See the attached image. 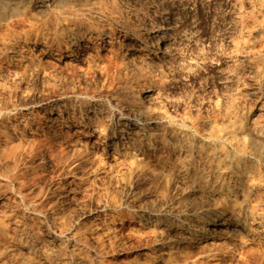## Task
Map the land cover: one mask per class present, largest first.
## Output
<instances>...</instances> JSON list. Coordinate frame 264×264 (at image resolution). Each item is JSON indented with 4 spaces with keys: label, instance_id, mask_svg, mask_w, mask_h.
<instances>
[{
    "label": "rangeland",
    "instance_id": "374dc122",
    "mask_svg": "<svg viewBox=\"0 0 264 264\" xmlns=\"http://www.w3.org/2000/svg\"><path fill=\"white\" fill-rule=\"evenodd\" d=\"M140 1L0 0V14L18 10L0 19V264H264V152L248 147L264 140L221 121L225 109L255 112L240 92L247 70L259 68L264 91V0L180 2L189 38L158 64L139 41L119 56L132 43L128 27L141 23L131 20ZM88 32L110 39L111 50L83 42ZM227 71L229 88L220 81ZM145 80L158 81L159 92L141 107Z\"/></svg>",
    "mask_w": 264,
    "mask_h": 264
},
{
    "label": "bare ground",
    "instance_id": "6f19581e",
    "mask_svg": "<svg viewBox=\"0 0 264 264\" xmlns=\"http://www.w3.org/2000/svg\"><path fill=\"white\" fill-rule=\"evenodd\" d=\"M10 1V0H9ZM17 1H19V0H17ZM30 1V0H29ZM49 1H53V0H49ZM90 1H92V0H90ZM104 1V0H103ZM127 1V0H126ZM138 1V0H137ZM182 1H187V0H159V1H155V0H149V1H140L141 3L139 4V5H137L138 7H134L133 8V10L134 11H132L131 12V15H132V22L134 21H140L141 20V23H137V24H135V25H132V26H127L128 27V30L130 31V36H129V39L130 40H132L131 42L132 43H128V44H125V45H123V48H122V50H121V52H119L120 54H119V56L122 58V59H125V58H127V57H129V54H130V52L128 51L130 48L132 49L133 47H134V43H136V42H138L139 41V43H136V45H143V46H145V47H148V49H151L152 51H151V53L147 56V60L148 61H150V62H152V61H155L157 64H158V62L156 61V60H159V59H161L162 57H164L166 54H167V56H168V53H170L169 51L172 49V48H174L177 44H179V43H181L183 40V42H185V39H188L189 38V35H187V32L188 31H186L185 30V26L183 25V22L181 23V21L179 22V20H178V18H180L179 17V14H178V11H177V6H178V4H180V2H182ZM191 1V0H190ZM232 1H237V0H232ZM259 1V0H258ZM7 2V1H6ZM40 2V1H39ZM229 2H230V0H229ZM254 2L255 1H253V4H254ZM264 2V1H263ZM262 2V3H263ZM47 3V2H46ZM127 3V2H126ZM189 3V2H188ZM231 3V2H230ZM255 3H257V2H255ZM259 3H260V1H259ZM13 4V3H12ZM11 4V5H12ZM48 4V3H47ZM88 4V3H87ZM93 4V3H92ZM91 4V5H92ZM104 4H105V6H107V5H110L109 4V2H108V0H105V2H104ZM116 4V3H115ZM130 4V3H129ZM232 4V3H231ZM237 4V3H236ZM55 5V4H54ZM57 5V4H56ZM63 5V4H62ZM131 5V4H130ZM136 5V4H135ZM181 5V4H180ZM9 6V5H8ZM13 6V5H12ZM11 6V7H12ZM16 6V5H15ZM15 6H13V7H15ZM18 6H19V4H18ZM26 6V5H25ZM52 6V5H51ZM63 6H65V5H63ZM247 6V5H246ZM10 7V6H9ZM30 7V6H29ZM28 7V8H29ZM49 7V6H48ZM96 7V6H95ZM181 7V6H180ZM185 7V6H184ZM248 7H250L249 5H248ZM260 7V6H259ZM264 7V6H263ZM23 8V7H22ZM25 8V7H24ZM122 8V7H121ZM126 8V7H125ZM233 8V7H232ZM10 9V8H9ZM19 9H20V7H19ZM56 9H57V7H56ZM180 9V8H179ZM178 9V10H179ZM234 9H236V8H234ZM233 9V10H234ZM240 9V8H239ZM8 10V9H7ZM59 10V9H58ZM71 11H72V9H70ZM136 10V11H135ZM138 10V11H137ZM148 10H150L151 12H152V14H148L147 13V11ZM15 11L17 12L18 10H17V8L15 9V8H12V9H10V10H8V11H4L3 13H1L0 14V19H4V18H6L7 16H12V14L13 13H15ZM63 11V10H62ZM110 11V10H109ZM113 11H114V9H113ZM128 11V10H127ZM237 11V10H236ZM258 11V10H257ZM20 12V11H19ZM22 12V11H21ZM60 12H61V10H60ZM64 12V11H63ZM66 12H68L67 10H66ZM116 12V11H115ZM129 12V11H128ZM23 13H24V11H23ZM70 13V12H69ZM83 13V12H82ZM117 13V12H116ZM247 13H248V11H247ZM77 14H79V13H77ZM85 14V13H84ZM88 14V13H87ZM143 14H147L148 16H149V18H148V20H142V18L144 17V15ZM180 14H182V13H180ZM16 15V14H15ZM60 15H61V13H60ZM256 15H258V14H256ZM53 16V15H52ZM183 16V15H182ZM241 16V15H240ZM260 16H263V15H260ZM79 17V16H78ZM86 17V16H85ZM124 17V16H123ZM233 17V16H232ZM238 17H239V14H238ZM238 17H237V19H238ZM251 17H253L252 15H251ZM250 17V18H251ZM254 17H256V16H254ZM125 18V17H124ZM249 18V19H250ZM259 18V17H258ZM84 19V18H83ZM103 19V18H102ZM187 19V18H186ZM191 19V18H190ZM183 20H185V19H183ZM251 20V19H250ZM260 20V19H259ZM263 20V19H262ZM119 21H121V20H119ZM128 21H129V19H128ZM8 22V21H7ZM50 23H51V21H49ZM95 22V21H94ZM105 22H107V21H105ZM112 22V21H111ZM126 22V21H125ZM187 22V21H186ZM246 22V21H245ZM257 22V21H256ZM256 22H254V23H256ZM96 23V22H95ZM98 23V22H97ZM114 23V22H113ZM129 23H130V21H129ZM257 23H259V22H257ZM8 24V23H7ZM57 24V23H56ZM91 24H93V23H91ZM99 24V23H98ZM117 24V23H116ZM119 24V23H118ZM187 24V23H186ZM252 24V23H251ZM53 25H55V24H53ZM69 25V24H68ZM94 25V24H93ZM124 25V24H123ZM249 25V24H248ZM9 26V25H8ZM107 26V25H106ZM250 26V25H249ZM51 27H53V26H51ZM57 27V26H56ZM110 27V26H109ZM108 27V28H109ZM120 27V26H119ZM193 27V26H192ZM248 28V27H247ZM250 28H251V26H250ZM256 28V27H255ZM82 29V28H81ZM190 29H192V28H190ZM12 30V29H11ZM61 30V29H60ZM92 30V29H91ZM252 30V29H251ZM73 31V30H72ZM263 31V30H262ZM37 32V31H36ZM68 32V31H67ZM117 32V31H116ZM123 32H126V30H124ZM248 32V31H247ZM53 33V32H52ZM60 33V32H59ZM83 33V32H82ZM192 33V32H191ZM254 33V32H253ZM67 34V33H66ZM111 34V33H110ZM242 34V33H241ZM42 35V34H41ZM44 35V34H43ZM51 35V34H50ZM62 35V34H61ZM70 35V34H69ZM105 35H109V34H105ZM257 35V34H256ZM26 36V35H25ZM57 36V35H56ZM110 36V35H109ZM193 36V35H192ZM15 37V36H14ZM24 36H22V38H23ZM42 37H44V36H42ZM63 37H65V36H63ZM85 37H86V35H85ZM238 37V36H237ZM19 38H21V36L19 37ZM30 38H32V37H30ZM45 38V37H44ZM43 38V39H44ZM62 38V37H61ZM116 38V37H115ZM25 39V38H24ZM33 39V38H32ZM112 39V38H111ZM192 39V38H191ZM18 41H19V39H17ZM23 40V39H22ZM71 40V39H70ZM73 40V39H72ZM114 40V39H113ZM13 41V40H12ZM17 41V42H18ZM34 41V40H33ZM32 41V42H33ZM43 41V40H42ZM68 41V40H67ZM115 41V40H114ZM24 42V41H23ZM44 42V41H43ZM42 42V43H43ZM83 42H90L91 44H96V45H99V44H103V45H105V44H108V46L110 47L111 45H110V42H111V40L110 39H104V37H101L100 35H99V33H97V32H88V35H87V38L85 39V40H83ZM113 42V41H112ZM183 42H182V44H183ZM45 43V42H44ZM80 43V41H76V42H74V44L75 45H77L78 46V44ZM114 43V42H113ZM194 43V42H193ZM3 44V43H2ZM12 44V43H11ZM17 44V43H16ZM235 44V43H234ZM261 44V43H260ZM5 45V44H4ZM23 45V44H22ZM26 45H28V44H26ZM46 45V44H45ZM180 45V44H179ZM185 45H186V43H185ZM189 45V44H188ZM249 45V44H248ZM11 46V45H10ZM47 46V45H46ZM51 46V45H50ZM69 46V45H68ZM178 46V45H177ZM182 46V45H181ZM260 46V45H259ZM5 47H7L6 45H5ZM25 47V46H24ZM24 47H22V48H24ZM27 48H28V46H26ZM25 47V48H26ZM29 47H31L30 45H29ZM45 47V46H44ZM103 47V50L104 49H106V47L104 48V46H102ZM108 47V48H109ZM113 47H115V46H113ZM179 47V46H178ZM184 47V46H183ZM235 47V46H234ZM248 47V46H247ZM257 47V46H256ZM15 48H17V47H15ZM19 48H21V46L19 45ZM50 48V47H49ZM141 48V47H140ZM153 48V49H152ZM185 48V47H184ZM253 48V47H252ZM0 49H2V48H0ZM6 49V48H5ZM10 49H11V47H10ZM29 49V48H28ZM31 49V48H30ZM29 49V50H30ZM41 49V48H40ZM39 49V50H40ZM70 49V48H69ZM95 49H96V47H95ZM146 49V48H145ZM179 50H180V48H178ZM9 50V49H8ZM24 50V49H23ZM32 50V49H31ZM83 50V49H82ZM109 50H111V47L109 48ZM143 50V49H142ZM174 50H177V49H174ZM234 50V49H233ZM10 51V50H9ZM28 51V50H27ZM108 51V50H107ZM147 51V50H146ZM237 51V50H236ZM239 51V50H238ZM257 51V50H256ZM23 52V51H22ZM37 52V51H36ZM77 52V51H76ZM81 52V51H80ZM89 52V51H88ZM97 52V51H96ZM104 52V51H103ZM173 52V51H172ZM171 52V53H172ZM252 52V51H251ZM9 53V52H8ZM7 53V54H8ZM12 53V52H11ZM28 53V52H27ZM30 53H32V52H30ZM105 53H106V51H105ZM105 53H103V55L105 54ZM108 53V52H107ZM140 53V52H139ZM138 53V54H139ZM29 54V53H28ZM27 54V55H28ZM41 54V53H40ZM87 54V53H86ZM89 54V53H88ZM102 54V53H101ZM111 54V53H110ZM136 54V53H135ZM173 54H174V52H173ZM235 54H237V53H235ZM245 54V53H244ZM0 55H1V53H0ZM8 55H10V54H8ZM36 55V54H35ZM90 56H91V54H89ZM94 55V54H93ZM107 55V54H106ZM106 55H104L105 57H106ZM118 55V54H117ZM170 55V54H169ZM240 55V54H239ZM254 55V54H253ZM20 56V55H19ZM24 56V55H23ZM37 56V55H36ZM40 56V55H39ZM38 56V58L37 59H40V57ZM49 56V55H48ZM56 56V55H55ZM58 56V55H57ZM83 56V55H82ZM102 56V55H101ZM137 56H139V55H137ZM255 56V55H254ZM13 57V56H12ZM21 57V56H20ZM27 57V56H26ZM25 57V58H26ZM28 57H29V55H28ZM31 57V56H30ZM62 57V56H61ZM74 57V56H73ZM79 57H80V55H79ZM78 57V58H79ZM83 57H86V56H83ZM82 57V58H83ZM18 58V57H17ZM58 58H59V56H58ZM58 58H57V60H58ZM108 58V57H107ZM114 58V57H113ZM135 58V57H134ZM139 58H142V57H139ZM166 58V57H165ZM27 59V58H26ZM28 59H31V58H28ZM48 59L49 58H47V61H48ZM96 59V58H95ZM95 59H93V60H95ZM103 59V58H102ZM131 59V58H130ZM17 60H19V59H17ZM22 60V59H21ZM25 60V59H24ZM67 60V59H66ZM83 60V59H82ZM88 60V59H87ZM86 60V61H87ZM136 60V59H135ZM139 60H141V59H139ZM146 60V59H145ZM163 60V59H162ZM161 60V61H162ZM51 61H52V59H51ZM65 61V60H64ZM64 61H62V62H64ZM105 61V60H104ZM104 61H102V62H104ZM108 61V59H106V62ZM8 62V61H7ZM17 62V61H16ZM19 62V61H18ZM17 62V63H18ZM66 62V61H65ZM67 62H70V61H67ZM89 62V61H88ZM90 62H92V61H90ZM89 62V63H90ZM94 62V61H93ZM92 62V63H93ZM111 62V61H110ZM113 62V61H112ZM116 62V61H115ZM127 62V61H126ZM139 62V61H138ZM137 62V63H138ZM141 62V61H140ZM139 62V63H140ZM14 63V62H13ZM20 63V62H19ZM72 62H70V64H71ZM98 63V62H97ZM101 63V62H100ZM129 63V62H128ZM142 63V62H141ZM144 63H145V61H144ZM147 63H149V62H147ZM153 63V62H152ZM161 63V62H160ZM30 64V63H29ZM75 64V63H74ZM111 64V63H110ZM110 64H108V65H110ZM113 64H114V62H113ZM155 64V63H154ZM17 65H20V64H17ZM76 66H77V64H75ZM80 65V64H79ZM86 65V64H85ZM85 65H82V66H85ZM100 65V64H99ZM104 65V64H103ZM126 65V64H125ZM130 65V64H129ZM150 65V64H149ZM244 65V64H243ZM242 65V66H243ZM67 66H68V64H67ZM81 66V65H80ZM79 66V67H80ZM93 66V65H92ZM144 66V65H143ZM159 66V65H158ZM160 66H162V65H160ZM69 67V66H68ZM67 67V68H68ZM88 66H86V70L88 69L87 68ZM97 67V66H96ZM100 67H104V66H100ZM113 67V66H112ZM128 67V66H127ZM133 67V66H132ZM70 68H72V66L70 67ZM73 68H75V67H73ZM72 68V69H73ZM94 68V67H93ZM107 68V67H106ZM121 68V67H120ZM124 68V67H123ZM136 68V67H135ZM157 68V67H156ZM155 68V66H154V69H156ZM242 68V67H241ZM17 69V68H16ZM76 69H78V67L76 68ZM143 69V68H142ZM149 69V68H148ZM151 69V68H150ZM160 69V68H159ZM159 69H157V70H159ZM224 69H225V67H224ZM228 69H230V68H228ZM235 69V68H234ZM244 69V68H243ZM83 70V69H82ZM88 70H90V68L88 69ZM98 70H99V68H98ZM113 70V69H112ZM128 70V69H127ZM127 70H126V72H127ZM147 70V69H146ZM152 70V69H151ZM78 71H80V68L78 69ZM123 71V70H122ZM153 71V70H152ZM151 71V72H152ZM226 71V70H225ZM230 71H231V69H230ZM259 68H250L249 70H247V72H245V75L243 74V76H245V79L242 81V83H241V86H240V92H241V94L243 95V96H245V98H246V104H247V106H249V107H251V109H253V111H254V108H256V110H255V112H253L252 113V111L250 112V113H248V114H244V111L243 110H240V109H233V108H229V109H225L224 110V113H223V115H222V119H221V121L222 122H225V123H228V124H232L233 126H236V127H240V128H246V130L247 131H249V133H255L257 136H259L261 139H260V141L261 140H264V91H262V90H260L259 89V87H258V81L260 80V74H259ZM83 72V71H82ZM116 72V71H115ZM118 72V71H117ZM158 72V71H157ZM121 73H123V72H121ZM154 73H156V71L154 72ZM153 73V74H154ZM145 73L143 72V75H144ZM111 75V74H110ZM113 75H114V73H113ZM117 75V74H116ZM125 75V74H124ZM137 75V74H136ZM155 75V74H154ZM157 75V74H156ZM218 75V74H217ZM222 75V77H220L221 79H220V81H221V84H222V86L223 87H228L229 88V84H230V82L232 81V74L230 73V72H223V74H221ZM238 75H240V74H238ZM105 76H107V75H105ZM121 76V75H120ZM123 76V75H122ZM128 76H129V74H128ZM132 76H133V74H132ZM147 76H148V74H147ZM146 76V77H147ZM159 76V75H158ZM113 77V76H112ZM130 77H131V75H130ZM130 77H128V79L127 80H129V78ZM142 77V76H141ZM144 77V76H143ZM121 78V77H120ZM135 78V77H134ZM148 78H150V75H149V77ZM147 78V79H148ZM160 78H161V76H160ZM104 79V78H103ZM106 79V78H105ZM108 79V78H107ZM112 79V78H111ZM114 79H115V77H114ZM118 79V78H117ZM138 79V78H137ZM113 80V79H112ZM126 80V79H125ZM142 80V79H141ZM156 80V79H155ZM162 80V79H161ZM120 81H121V79H120ZM123 81V80H122ZM130 81H132V80H130ZM134 81V80H133ZM163 81V80H162ZM200 81V80H199ZM203 81V80H202ZM237 81V80H236ZM107 82V81H106ZM111 82V81H110ZM117 82V81H116ZM119 82V81H118ZM129 82V81H128ZM158 81H156V82H151V81H149V80H145V81H143L142 83L141 82H139V83H141L140 84V86H139V94H142V98H143V101H141L142 103H141V107H148V106H150L151 104H152V102H154L153 100L155 99V97L156 96H158L157 94H158V92H159V90H157V88L159 87V84L157 83ZM239 82V81H238ZM200 83V82H199ZM117 84V83H116ZM120 84V83H119ZM122 84V83H121ZM133 84H134V82H133ZM164 84V83H163ZM220 84V83H219ZM238 84V83H237ZM231 85V84H230ZM238 85H240V82H239V84ZM124 86V85H123ZM236 86V85H235ZM115 87V86H114ZM128 87V86H127ZM220 87V86H219ZM231 87V86H230ZM116 88V87H115ZM121 88V87H120ZM188 88V87H187ZM128 89V88H127ZM126 89V90H127ZM137 89V88H136ZM160 89V88H159ZM162 89V88H161ZM125 90V89H124ZM149 90V94H147L146 95V92ZM184 90V89H183ZM222 90H224V89H222ZM229 90H231V89H229ZM120 91V90H119ZM164 91V90H163ZM121 92V91H120ZM135 92V91H134ZM224 92V91H223ZM128 93V92H127ZM119 94V93H118ZM121 94V93H120ZM223 94V93H222ZM109 95V94H108ZM107 95V96H108ZM136 95V94H135ZM92 96V95H91ZM97 96V95H96ZM130 96H132V95H130ZM129 96V97H130ZM134 97V96H133ZM132 97V98H133ZM229 97V96H228ZM99 98V97H98ZM108 98V97H107ZM157 98V97H156ZM227 98V97H226ZM239 98V97H238ZM50 99V98H49ZM93 99V98H92ZM100 99V98H99ZM113 99V98H112ZM125 99V98H124ZM114 100V99H113ZM116 100V99H115ZM109 101H110V99H109ZM175 101V100H174ZM181 101V100H180ZM98 102V101H97ZM107 102H108V99H107ZM156 102V101H155ZM91 103V102H90ZM93 103V102H92ZM181 103V102H180ZM45 104V103H44ZM108 104H110V103H108ZM153 104H156V103H153ZM220 104H222V103H220ZM224 104H226V103H224ZM65 105V104H64ZM88 105V104H87ZM176 105V104H175ZM180 105V104H179ZM49 106V105H48ZM53 106V105H52ZM91 106V105H90ZM78 107V106H77ZM85 107V106H84ZM122 107V106H121ZM133 107V106H132ZM225 107V106H224ZM244 107V106H243ZM248 107V108H249ZM64 108V107H63ZM109 108V107H108ZM111 108V107H110ZM125 108V107H124ZM123 108V109H124ZM183 108H185V107H183ZM221 108H223V107H221ZM28 109V108H27ZM82 109H84V108H82ZM141 109V108H140ZM157 109V108H156ZM242 109V108H241ZM30 110V109H29ZM63 110V109H62ZM68 110V109H67ZM66 110V111H67ZM70 110V109H69ZM97 110V109H96ZM117 110V109H116ZM133 110V109H132ZM134 110H135V108H134ZM34 111V110H33ZM87 111V110H86ZM41 112V111H40ZM98 112V111H97ZM121 112V111H120ZM173 112V111H172ZM176 112H177V110H176ZM181 112V111H180ZM185 112V111H184ZM193 112V111H192ZM60 113H61V111H60ZM80 113V112H79ZM146 113V112H145ZM36 114H38V113H36ZM59 114V113H58ZM66 114V113H65ZM150 114H152V113H150ZM176 114V113H175ZM41 115V114H40ZM53 115V114H52ZM57 115V114H56ZM80 115V114H79ZM113 115V114H112ZM182 116H183V114H181ZM180 115V116H181ZM185 115V114H184ZM24 116V115H23ZM31 116V115H30ZM39 116V115H38ZM117 116V115H116ZM115 116V117H116ZM125 116V115H124ZM136 116V115H135ZM152 116V115H151ZM119 117V116H118ZM176 117V116H175ZM178 117V116H177ZM185 117V116H184ZM40 118V117H39ZM42 118H44L45 119V122L46 121H50L51 120V117L49 118V117H45V115L42 117ZM54 118V117H53ZM84 118H86V117H84ZM205 118V117H204ZM21 119V118H20ZM26 119V118H25ZM30 119H32V118H30ZM57 119V118H56ZM55 119V120H56ZM69 119V118H68ZM158 119V118H157ZM207 119V118H206ZM217 119V118H216ZM121 120V119H120ZM138 120V119H137ZM149 120V119H148ZM159 120V119H158ZM173 120H176V119H173ZM178 120V119H177ZM185 120V119H184ZM215 120V119H214ZM213 120V121H214ZM219 120V119H218ZM107 121V120H106ZM118 121V120H117ZM139 121V120H138ZM137 121V122H138ZM30 122V121H29ZM40 122V121H39ZM58 122V121H57ZM120 122V121H119ZM177 122V121H176ZM70 123V122H69ZM83 123V122H82ZM96 123V122H95ZM29 124V123H28ZM32 124V123H31ZM53 125H54V123H52ZM94 124V123H93ZM104 124V123H103ZM117 124V123H116ZM58 125V124H57ZM75 125V124H74ZM123 125V124H122ZM143 125V124H142ZM200 125V124H199ZM55 126V125H54ZM84 126H86V124L84 125ZM104 126V125H103ZM102 126V127H103ZM184 126V125H183ZM31 127V126H30ZM42 127V126H41ZM48 127H49V125H48ZM59 127V126H58ZM81 127V126H80ZM123 127V126H122ZM204 127V126H203ZM207 127V126H206ZM206 127H204L205 129H206ZM212 127V126H211ZM32 128V127H31ZM60 128V127H59ZM126 128V127H125ZM58 129V128H57ZM77 129V128H76ZM127 129V128H126ZM135 129V128H134ZM109 130H111V129H109ZM113 130V129H112ZM125 130V129H124ZM36 131H38L39 132V130H36ZM62 131V130H61ZM130 131V130H129ZM160 131V130H159ZM194 131V130H193ZM47 132V131H46ZM45 132V133H46ZM49 132V131H48ZM69 132H71V131H69ZM76 132V131H75ZM110 132V131H109ZM169 132V131H168ZM207 132V131H206ZM51 133V132H50ZM49 133V134H50ZM82 133V132H81ZM135 133V132H134ZM149 133V132H148ZM202 133V132H201ZM33 134V133H32ZM59 134V133H58ZM146 134V133H145ZM189 134V133H188ZM9 135V134H8ZM47 135V134H46ZM67 135V134H66ZM71 135V134H70ZM74 135V134H73ZM75 135H76V133H75ZM128 135V134H127ZM127 135H126V137H127ZM149 135V134H148ZM147 135V136H148ZM208 135V134H207ZM243 135V134H242ZM36 136V135H35ZM129 136V135H128ZM146 136V137H147ZM159 136V135H158ZM166 136V135H165ZM244 136V135H243ZM2 138H3V136H1ZM12 137V136H11ZM43 137V136H42ZM49 137V136H48ZM54 137H55V135H54ZM74 137V136H73ZM76 137V136H75ZM78 137H80V136H78ZM196 138V137H195ZM208 138V137H207ZM215 138V137H214ZM55 139H58V138H55ZM87 139V138H86ZM112 139V138H111ZM115 139V138H114ZM120 139V138H119ZM123 139V138H122ZM177 139V138H176ZM206 139V138H205ZM216 139V138H215ZM247 139H248V137H247ZM258 139V138H257ZM9 140V139H8ZM15 140V139H14ZM33 140H34V138H33ZM42 140H44V139H42ZM50 140V139H49ZM54 140V139H53ZM65 140V139H64ZM73 140V139H72ZM221 140V139H220ZM10 141H12V140H10ZM83 141V140H82ZM133 141V140H132ZM41 142H43V141H41ZM54 142V141H53ZM58 142V141H57ZM62 142V141H61ZM215 142H217V140L215 141ZM241 142V144L244 146L245 145V143L243 142V141H240ZM1 143V142H0ZM8 143V142H7ZM29 143V142H28ZM32 143V142H31ZM44 144V143H43ZM125 144V143H124ZM123 144V145H124ZM215 144H217V143H215ZM3 145V144H2ZM26 145V144H25ZM46 145V144H45ZM47 145H48V143H47ZM67 145V144H66ZM151 145V144H150ZM227 145V144H226ZM6 146H7V144H6ZM52 146V145H51ZM64 146V145H63ZM112 146V145H111ZM231 146V145H230ZM15 147V146H14ZM13 147V148H14ZM24 147V146H23ZM48 147H49V145H48ZM56 147V146H55ZM228 147V146H227ZM248 147L249 148H251L254 152H256L257 154H260V155H262L263 154V152H264V147H263V144L261 143V142H258V141H254L253 142V140L252 141H250L249 143H248ZM0 148H2V146L0 147ZM25 148V147H24ZM32 148V147H31ZM37 148V147H36ZM35 147H34V149H36ZM41 148H42V146H41ZM43 148H44V146H43ZM50 148V147H49ZM52 148V147H51ZM102 148H104V147H102ZM133 148V147H132ZM165 148V147H164ZM168 148V147H167ZM175 148V147H174ZM183 148V147H182ZM225 148V147H224ZM4 149V148H3ZM19 149V148H18ZM27 149H28V147H27ZM58 149V148H57ZM154 149V148H153ZM170 149V148H169ZM7 150V149H6ZM23 150V149H22ZM25 150H26V148H25ZM24 150V151H25ZM15 151H17V150H15ZM14 151V152H15ZM20 151H21V149H20ZM19 151V152H20ZM31 151V150H30ZM45 151V150H44ZM192 151V150H191ZM8 152V151H7ZM6 152V153H7ZM42 152V151H41ZM59 152V151H58ZM57 152V153H58ZM122 152V151H121ZM130 152V151H129ZM178 152V151H177ZM2 153V152H1ZM4 153V152H3ZM34 153V152H33ZM35 153H38V152H35ZM135 153H137V152H135ZM253 153V152H252ZM12 154V153H11ZM10 154V155H11ZM43 154V153H42ZM15 155V154H14ZM21 155L23 156V154H22V152H21ZM218 155V154H217ZM264 155V154H263ZM18 156V155H17ZM44 156V155H43ZM52 156V155H51ZM59 156V155H58ZM64 156V155H63ZM118 156V155H117ZM139 156V155H138ZM16 157V156H15ZM115 157V156H114ZM197 157V156H196ZM201 157H203V156H201ZM248 157V156H247ZM42 159H43V157H41ZM47 158V157H46ZM127 158V157H126ZM130 158V157H129ZM135 158V157H134ZM137 158V157H136ZM205 158V157H204ZM252 158V157H251ZM22 159H23V157H22ZM49 159V158H48ZM54 159V158H53ZM233 159V158H232ZM253 159V158H252ZM16 160V159H15ZM24 160V159H23ZM134 160V159H133ZM28 161V160H27ZM31 161V160H30ZM44 161V160H43ZM135 161V160H134ZM138 162V161H137ZM262 162V161H261ZM45 163H46V161H45ZM44 163V164H45ZM201 163V162H200ZM43 164V165H44ZM205 164V163H204ZM264 164V163H263ZM38 166V165H37ZM31 167V166H30ZM34 167V166H33ZM44 167V166H43ZM221 168V167H220ZM223 169H225V168H223ZM165 170V169H164ZM163 170V171H164ZM36 171V170H35ZM216 171V170H215ZM228 172V171H227ZM180 173V172H179ZM224 175V174H223ZM257 175V174H256ZM167 176V175H166ZM176 176H178V175H176ZM181 177V176H180ZM179 177V178H180ZM170 178V177H169ZM176 178H178V177H176ZM178 178V179H179ZM196 178V177H195ZM252 178V177H251ZM250 178V179H251ZM32 179V178H31ZM34 179V178H33ZM254 179V178H253ZM196 180V179H195ZM229 180V179H228ZM256 180V179H255ZM254 181V180H253ZM26 182V181H25ZM37 182V181H36ZM188 182V181H187ZM251 182V181H250ZM31 183V182H30ZM185 183V182H184ZM190 183V182H189ZM224 183V182H223ZM23 184V183H22ZM187 185H189V184H187ZM205 185V184H204ZM218 185V184H217ZM226 186V185H225ZM239 187V186H238ZM252 188V187H251ZM231 189V188H230ZM240 189V188H239ZM192 190V189H191ZM206 190V189H205ZM187 191V190H186ZM215 191V190H214ZM240 191V190H239ZM113 192V191H112ZM200 192V191H199ZM198 192V193H199ZM228 192V191H227ZM190 193V192H189ZM203 194V193H202ZM250 194V193H249ZM209 195V194H208ZM42 196V195H41ZM115 196V195H114ZM193 196V195H192ZM213 196V195H212ZM46 197V196H45ZM44 197V198H45ZM116 197H117V195H116ZM264 197V196H263ZM112 198H113V196H112ZM238 198V197H237ZM40 199H42V198H40ZM38 200V199H37ZM119 200V199H118ZM217 200V199H216ZM261 200H262V198H261ZM43 201V200H42ZM120 201V200H119ZM259 201V200H258ZM32 202V201H31ZM220 202V201H219ZM229 202V201H228ZM246 202V201H245ZM38 204H39V202H37ZM125 203V202H124ZM224 203V202H223ZM32 204V203H31ZM120 204V203H119ZM247 204V203H246ZM40 205V204H39ZM111 205V204H110ZM113 205V204H112ZM114 205H116V204H114ZM125 206V205H124ZM34 207H35V204H34ZM37 207V206H36ZM113 207V206H112ZM127 208V207H126ZM129 208V207H128ZM116 209V208H115ZM240 209H242V208H240ZM258 209V208H257ZM261 209V208H260ZM233 210V209H232ZM38 211V210H37ZM42 211V210H41ZM247 211V210H246ZM120 212V211H119ZM224 212V211H223ZM38 213V212H37ZM36 213V214H37ZM46 213V212H45ZM182 213H184L183 211H182ZM44 214V213H43ZM47 214H49V213H47ZM206 214V213H205ZM34 215H35V213H34ZM257 215V214H256ZM69 216V215H68ZM111 216V215H110ZM131 216V215H130ZM226 216H227V214H226ZM33 217V216H32ZM132 217V216H131ZM135 217V216H134ZM209 217V216H208ZM30 218V217H29ZM39 218V217H38ZM45 218V217H44ZM47 218V217H46ZM109 218V217H108ZM229 218V217H228ZM248 218H250V217H248ZM20 219V218H19ZM128 219V218H127ZM186 219V218H185ZM188 219V218H187ZM247 219V218H246ZM251 219H253V218H251ZM259 219V218H258ZM261 219H263V218H261ZM17 220V219H16ZM15 220V221H16ZM29 220V219H28ZM122 220V219H121ZM131 220V219H130ZM201 220V219H200ZM221 220V219H220ZM215 221V222H213L212 223V227L214 226V225H221L224 221ZM247 220H249V219H247ZM44 221V220H43ZM62 221V220H61ZM71 221H73V220H71ZM257 221V220H256ZM48 222V221H47ZM152 222V221H151ZM184 222V221H183ZM17 223V222H16ZM29 223V222H28ZM43 223V222H42ZM41 223V224H42ZM48 223H50V222H48ZM199 223V222H198ZM248 223V222H247ZM247 223H244V226L246 227V228H249V225L247 224ZM2 224V223H1ZM68 224V223H67ZM129 224V223H128ZM208 224V223H207ZM240 224V223H239ZM254 224V223H253ZM4 225V224H3ZM48 225V224H47ZM132 225V224H131ZM140 225V224H139ZM172 225V224H171ZM206 225V224H205ZM227 225V224H226ZM262 225V224H261ZM22 226V225H21ZM66 226V225H65ZM69 226H70V223H69ZM72 226V225H71ZM150 226V225H149ZM161 226V225H160ZM199 226V225H198ZM257 226V225H256ZM260 226V225H259ZM4 227H5V225H4ZM31 227V226H30ZM33 227V226H32ZM42 227V226H41ZM47 227H49V226H47ZM129 227V226H128ZM158 227H159V225H158ZM190 227H191V225H190ZM211 227V228H212ZM241 227V226H240ZM251 227V226H250ZM132 228V227H131ZM142 228V227H141ZM154 228V227H153ZM162 228V227H161ZM209 228V227H208ZM38 229H39V227H38ZM84 229V228H83ZM138 229V228H137ZM136 229V230H137ZM140 229V228H139ZM200 229V228H199ZM223 229V228H222ZM257 229V228H256ZM20 230L21 231H23V232H25V230L27 231V229L24 227V226H22L21 228H20ZM51 231H52V229H50ZM49 230V231H50ZM129 230H130V228H129ZM143 230V229H142ZM147 230V228L145 229V231ZM149 230V229H148ZM176 230V229H175ZM209 230V229H208ZM18 231V230H17ZM44 231V230H43ZM65 231V230H64ZM63 231V232H64ZM117 232H118V230H116ZM138 231V230H137ZM182 231V230H181ZM220 231V230H219ZM219 231H218V233H219ZM1 232V231H0ZM11 232V231H10ZM31 232V231H30ZM55 232V231H54ZM85 232V231H84ZM130 232V231H129ZM143 232V231H142ZM147 232V231H146ZM150 232V231H149ZM167 232V231H166ZM180 232V231H179ZM188 232V231H187ZM186 232V233H187ZM243 232V231H242ZM83 233V232H82ZM170 233V232H169ZM178 233V232H177ZM247 233V232H246ZM41 234V233H40ZM52 234V233H51ZM64 234V233H63ZM70 234V233H69ZM118 234V233H117ZM148 234V233H147ZM159 234V233H158ZM171 234V233H170ZM226 234V233H225ZM234 234V233H233ZM239 234V233H238ZM237 234V235H238ZM24 235V234H23ZM144 235V234H143ZM165 235V234H164ZM175 235V234H174ZM218 235V234H217ZM230 235V234H229ZM244 235H246V234H244ZM258 235V234H257ZM36 236V235H35ZM40 236V235H39ZM126 236V235H125ZM187 236V235H186ZM25 237V236H24ZM77 237V236H76ZM79 237V236H78ZM81 237V236H80ZM84 237V236H83ZM127 237V236H126ZM206 237H208V235L205 233V232H203L201 235H200V237H199V239L200 240H202V244H203V240L206 238ZM245 237V236H244ZM261 237V236H260ZM27 238V237H26ZM36 238V237H35ZM40 238V237H39ZM47 238V237H46ZM66 238V237H65ZM85 238V237H84ZM147 238V237H146ZM33 239V238H32ZM58 239V238H57ZM67 239V238H66ZM79 239V238H78ZM143 239V238H142ZM164 239H166V238H164ZM192 239V238H191ZM194 239V238H193ZM259 239V238H258ZM2 240V239H1ZM45 240V239H44ZM47 240V239H46ZM72 240V239H71ZM76 240V239H75ZM167 240V239H166ZM234 240V239H233ZM11 241V240H10ZM18 241V240H17ZM32 241V240H31ZM41 241V240H40ZM86 241V240H85ZM90 241V240H89ZM147 241V240H146ZM162 241V240H161ZM178 241H180V240H178ZM205 241V240H204ZM208 241V240H207ZM210 241V240H209ZM208 241V242H209ZM212 241V240H211ZM231 241V240H230ZM229 241V242H230ZM2 242V241H1ZM15 242H16V240H15ZM24 242V241H23ZM34 242V241H33ZM155 242V241H154ZM158 242V241H157ZM191 242V241H190ZM29 243V242H28ZM51 243V242H50ZM56 243H57V241H56ZM59 243V242H58ZM71 243V242H70ZM80 243V242H79ZM84 243V242H83ZM135 243H136V241H135ZM147 243V242H146ZM261 243V242H260ZM17 244V243H16ZM20 244H21V242H20ZM48 244V243H47ZM142 244V243H141ZM11 245V244H10ZM37 245V244H36ZM61 245V244H60ZM83 245V244H82ZM169 245V244H168ZM174 245V244H173ZM194 245V244H193ZM201 245V244H200ZM3 246V245H2ZM8 246V245H7ZM35 246V245H34ZM57 246H59V245H57ZM92 246V245H91ZM179 246V245H178ZM9 247V246H8ZM93 247V246H92ZM131 247V246H130ZM129 247V248H130ZM167 247V246H166ZM6 248V247H5ZM4 247L2 248V249H5ZM52 248V247H51ZM55 248H56V246H55ZM69 248V247H68ZM153 248V247H152ZM7 249V248H6ZM54 249V248H53ZM50 250V249H49ZM159 249H157V251H158ZM4 251V250H3ZM45 251V250H44ZM53 251H55V250H53ZM52 251V252H53ZM31 252V251H30ZM46 252V251H45ZM88 251L86 250V253H87ZM94 252V251H93ZM151 252V251H150ZM153 252V251H152ZM187 252V251H186ZM190 252V251H189ZM43 253V252H42ZM42 253H41V255H42ZM47 253V252H46ZM46 253H45V255H46ZM141 253V252H140ZM158 253V252H157ZM177 253V252H176ZM29 254V253H28ZM44 254V253H43ZM53 254V253H52ZM52 254H50V255H52ZM143 254H145V255H147V253L146 252H143ZM173 254V253H172ZM73 255V254H72ZM170 255V254H169ZM176 255V254H175ZM13 256H15V255H13ZM18 256V255H17ZM43 256V255H42ZM137 256V255H136ZM160 256V255H159ZM158 256V257H159ZM185 257H186V255H184ZM37 257V256H36ZM51 257V256H50ZM151 257V256H150ZM164 257V256H163ZM17 258H19V256L17 257ZM25 258H27V257H25ZM32 258V257H31ZM44 258H46V260L48 259L47 257H43L42 259H44ZM68 258V257H67ZM93 258V257H92ZM143 258V257H142ZM183 258V257H182ZM41 259V260H42ZM76 259H77V257H76ZM75 259V260H76ZM80 259V258H79ZM141 259V258H140ZM184 259V258H183ZM13 260V259H12ZM21 260V259H20ZM74 260V261H75ZM83 260V259H82ZM144 260V259H143ZM185 260V259H184ZM21 261H23V260H21ZM62 261V260H61ZM78 261V260H77ZM86 261V260H85ZM84 261V262H85ZM159 261V260H158ZM12 262V261H11ZM15 262H16V260H15ZM39 262H40V259H39ZM65 262H66V260H65ZM71 262V261H70ZM59 263V262H58ZM74 263V262H73ZM141 263V262H140ZM144 263V262H143ZM142 263V264H143ZM20 264V263H19ZM51 264V263H50ZM57 264V263H56ZM60 264V263H59ZM83 264V263H82ZM84 264H86V263H84ZM134 264V263H133ZM136 264V263H135Z\"/></svg>",
    "mask_w": 264,
    "mask_h": 264
}]
</instances>
